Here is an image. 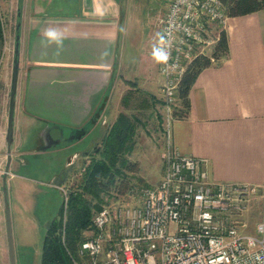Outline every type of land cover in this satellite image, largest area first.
I'll use <instances>...</instances> for the list:
<instances>
[{
    "label": "crops",
    "instance_id": "0c3cea01",
    "mask_svg": "<svg viewBox=\"0 0 264 264\" xmlns=\"http://www.w3.org/2000/svg\"><path fill=\"white\" fill-rule=\"evenodd\" d=\"M3 2L15 14L10 21L19 60L16 169L28 163L27 155L61 152L68 171L82 170L84 159L99 155L103 137L120 115L135 116L138 127L146 109L163 107L157 49L168 0ZM226 33L228 55L199 73L190 90L189 114L172 118L168 142L183 155L203 159L211 181L254 187L242 214L251 219L257 207L264 211V10L229 17ZM91 135L93 143L84 145ZM3 147L6 135L0 140V167L8 160ZM11 162L6 184L20 177ZM162 172L163 178L164 166ZM3 193L0 180V209ZM3 229L0 215L5 258Z\"/></svg>",
    "mask_w": 264,
    "mask_h": 264
},
{
    "label": "built area",
    "instance_id": "2783aa9c",
    "mask_svg": "<svg viewBox=\"0 0 264 264\" xmlns=\"http://www.w3.org/2000/svg\"><path fill=\"white\" fill-rule=\"evenodd\" d=\"M228 20L222 0H168L157 49L168 139L181 78ZM203 162L169 144L160 184L133 186L126 203L98 211L78 247L84 263L75 264H264V223L256 235L240 228L256 189L211 181Z\"/></svg>",
    "mask_w": 264,
    "mask_h": 264
},
{
    "label": "rangeland",
    "instance_id": "374dc122",
    "mask_svg": "<svg viewBox=\"0 0 264 264\" xmlns=\"http://www.w3.org/2000/svg\"><path fill=\"white\" fill-rule=\"evenodd\" d=\"M0 13L3 15L5 26V42L0 45V140L7 136L10 118L11 93L13 84V67L15 64L16 51V28L10 21V17L15 18L6 9L3 0H0ZM12 18V17H11ZM179 106V99L173 111ZM156 107L152 112L151 108L146 109V114L141 115L142 123L138 125L135 134V145L127 157L131 162L138 164L137 172H129L126 168L127 181L123 185L126 190L122 194L113 196L105 195L104 200L112 206L126 203L130 200L128 193L130 187L143 185L148 187H157L163 175V166L166 167V156L168 149V121L164 107ZM142 113V112H141ZM94 136L91 135L83 142L84 145H91ZM15 150V144L12 151ZM166 154H165V152ZM7 155V149L3 147V154ZM99 157V156H96ZM4 159V158H3ZM27 164L19 165L15 168V158L11 161V170H14L18 176L12 183L8 182L3 193L4 208L0 209V215L4 217L3 235L8 250V238L6 227V207L5 195L12 217L13 237L15 243V254L17 264H40L41 252L44 236L47 231L48 223L55 218L64 202L62 185L67 177V182L63 188L68 193L73 187L80 184L85 164L90 159L82 161V170H76V167L70 171L65 165V153L47 152L41 155H27L24 157ZM88 162V163H89ZM8 160L4 159L1 164L0 180L7 181L9 168ZM7 166V167H6ZM27 176L29 180H23ZM129 189V190H127ZM256 194L254 192L251 197ZM252 212V210H251ZM248 216V215H247ZM246 215L242 216V221H247V225L240 227L243 233L257 234V228L260 223H264V211H255L251 219ZM3 252L0 251V264H10L8 251L3 258ZM84 263L81 258L78 259ZM87 262H85L86 264Z\"/></svg>",
    "mask_w": 264,
    "mask_h": 264
},
{
    "label": "trees",
    "instance_id": "16d2710c",
    "mask_svg": "<svg viewBox=\"0 0 264 264\" xmlns=\"http://www.w3.org/2000/svg\"><path fill=\"white\" fill-rule=\"evenodd\" d=\"M229 17H239L264 10V0H222ZM5 42V26L0 13V45ZM229 40L226 29L211 55H198L187 67L178 87L179 106L174 117H186L191 108L190 90L206 67L226 57ZM138 118L122 114L106 132L97 150L99 157H92L85 166L79 185L69 192L68 201L62 203L58 215L47 225L40 264H75L79 259L78 247L86 239L95 214L105 205V195H118L126 190V173L137 172L138 164L131 162L127 153L134 147ZM132 187H130L131 189ZM129 190V189H127Z\"/></svg>",
    "mask_w": 264,
    "mask_h": 264
},
{
    "label": "water",
    "instance_id": "95a60500",
    "mask_svg": "<svg viewBox=\"0 0 264 264\" xmlns=\"http://www.w3.org/2000/svg\"><path fill=\"white\" fill-rule=\"evenodd\" d=\"M15 55L16 57H15V64L13 67V84H12V93H11L10 118H9V126L6 136L8 163H10L12 159V144H13V135H14V125H13L14 107H15L14 105H15V94H16V86H17L18 71H19L18 48L16 49ZM5 187H6V182H4V189ZM6 199H7V195H5V207H6V227H7L10 264H17L16 254H15V243L13 237L12 217Z\"/></svg>",
    "mask_w": 264,
    "mask_h": 264
}]
</instances>
